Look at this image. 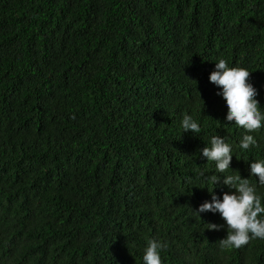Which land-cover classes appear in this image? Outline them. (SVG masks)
<instances>
[{
    "label": "trees",
    "instance_id": "trees-1",
    "mask_svg": "<svg viewBox=\"0 0 264 264\" xmlns=\"http://www.w3.org/2000/svg\"><path fill=\"white\" fill-rule=\"evenodd\" d=\"M218 58L264 110V0H0V264H143L149 238L162 264H264V239L224 249L219 214L192 213L210 136L242 178L264 158V128L241 151L224 120Z\"/></svg>",
    "mask_w": 264,
    "mask_h": 264
},
{
    "label": "clouds",
    "instance_id": "clouds-1",
    "mask_svg": "<svg viewBox=\"0 0 264 264\" xmlns=\"http://www.w3.org/2000/svg\"><path fill=\"white\" fill-rule=\"evenodd\" d=\"M250 73L246 67L229 66L226 59L218 58L208 75V81L217 87L216 94L227 109L224 120L246 132L237 145L241 151L256 147L257 139L250 133L264 128V110L256 99L258 90L249 79ZM179 129L181 134H198L201 124L186 111ZM233 151V143L218 134L210 136L207 146L200 149V155L214 164L215 174L206 177L211 185L210 199L192 212L197 217L201 213L219 214L223 225L209 222L206 228L209 231L225 229L226 235L219 240L224 249H237L252 239H264V192L258 191V186L264 187V158L248 163V176L242 178L238 171L230 169ZM199 174L204 176L203 172ZM250 177L255 178V183ZM218 184L230 190L222 192L219 198L213 191ZM167 247L166 242L149 238L143 248V264H162L161 252Z\"/></svg>",
    "mask_w": 264,
    "mask_h": 264
}]
</instances>
